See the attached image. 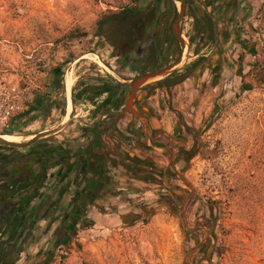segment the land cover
I'll use <instances>...</instances> for the list:
<instances>
[{"label": "rangeland", "instance_id": "obj_1", "mask_svg": "<svg viewBox=\"0 0 264 264\" xmlns=\"http://www.w3.org/2000/svg\"><path fill=\"white\" fill-rule=\"evenodd\" d=\"M147 1L141 0V8ZM251 3L257 12L234 35L239 42L219 41L224 61L210 57L217 47L196 53L188 41L181 67L191 65L196 54L209 61L187 83L193 95L186 115L177 116L182 130H161L166 135L154 142L163 153L152 162L155 172L139 188L132 183L141 196L125 209L90 207L50 264H264V0L249 2L248 11ZM131 6L132 0H0V90L13 91L21 103L14 118L44 101L13 132L9 127L5 135L22 139L11 146L73 140L78 129L71 111L84 104L73 95L82 86L140 76L119 64L112 32L104 29L96 37L98 22ZM54 69L61 73L58 83ZM177 94L184 100L182 89L168 95V112ZM143 205L149 208L140 212ZM52 236L49 251L57 242Z\"/></svg>", "mask_w": 264, "mask_h": 264}, {"label": "crops", "instance_id": "obj_2", "mask_svg": "<svg viewBox=\"0 0 264 264\" xmlns=\"http://www.w3.org/2000/svg\"><path fill=\"white\" fill-rule=\"evenodd\" d=\"M171 1L176 11L172 28L179 49L172 47V44L160 45L157 50L158 62L149 55L137 61L130 69L139 75L144 74L142 77H151L172 67L170 71L155 77L161 81L174 73H182L190 66L187 64L181 67L187 57L193 26L188 13V2L199 3L204 0ZM164 22H167V18ZM182 25L186 27V31L180 35ZM221 30V25H218L216 41L207 45L218 49L217 54L210 56L215 62H221L224 58V54L219 51ZM163 35L165 33H160V36ZM180 52H183L181 59L178 55ZM176 56L178 60L174 62L173 58ZM197 59L198 54L190 59V63ZM175 66L178 68L174 70ZM209 67L210 65L205 70H209ZM138 78L114 83L96 80L86 84L88 89L85 96L78 101L80 104L84 101V104L80 105V109L72 108L71 111L72 124L78 129L75 138L61 144L41 141L43 145L58 148V157L50 156L48 161L54 163L47 170H41L37 166L38 156L36 151L32 152L33 145L37 143L19 148L0 145V264H19L25 259L28 260L26 264H32L35 258L44 255L51 236L59 229V220L67 210L74 188L84 193L85 178L90 176L86 166L88 156H102L106 160L104 183L105 190L111 195L109 199L97 200L91 206L92 209H125L133 198L141 196V193L133 190L132 183L139 188L143 178L151 177L155 172L152 162L157 161V155L163 154L151 144L166 135L161 130L167 134L182 130L177 116L182 115V118L186 115L193 92L188 90L190 86L187 83L190 79L169 89L158 88L148 92L146 89L155 83V78L148 79L132 92L130 85ZM117 84L128 88L117 89L114 86ZM181 89L184 100L181 102L180 95L177 94L172 99L174 111L168 112V95L173 96ZM155 98L156 101L153 102ZM131 101L133 103L130 106ZM67 172L71 176L68 177ZM67 185L72 186L70 193L66 192Z\"/></svg>", "mask_w": 264, "mask_h": 264}, {"label": "trees", "instance_id": "obj_3", "mask_svg": "<svg viewBox=\"0 0 264 264\" xmlns=\"http://www.w3.org/2000/svg\"><path fill=\"white\" fill-rule=\"evenodd\" d=\"M168 1L170 3L171 10L164 13V15L167 18L169 27H171L176 17V11L172 1ZM140 2L141 0H132L131 7L123 9L122 12L118 14H113L109 19V22H98L97 25V29L100 31V33L96 35V37L101 36L104 29L112 32V39L114 40V43L111 46L114 50V55L120 61H122V56L125 58V56L131 55L133 66L140 59L147 58L151 49L155 50L153 47V41L157 37L155 31L151 30V27L153 26L152 22H154L155 18L153 17V14L146 15L144 8H141L139 5ZM209 4L210 1H201L199 3H196L195 1L188 2V13L190 18L193 20L192 36H190L189 40L191 44L196 45V53L217 39L216 27L218 20H214L213 16L204 10L207 9ZM110 22H112V26L110 25L111 27L109 26ZM143 39H145L146 42L145 48L141 46V41ZM135 56H137L136 59ZM158 60L159 55L156 56V62H158ZM205 62H207L206 58L198 59L182 73H174L169 78L151 84L146 90H148V92H152L158 88L169 89L176 85H180L188 80L195 73L197 68ZM160 68L161 67H158V69ZM52 73L56 78V83H58V77L61 76L60 71L58 69H54ZM114 86L117 88L121 87L118 84ZM87 89L88 87H86V85L82 86V88L79 90V93L73 95V99L75 100L78 98V100H80L84 98ZM43 103V99L36 100L31 108L32 110L25 112L23 115H28L31 111L38 109L37 106L43 105ZM23 115L18 116L12 121V126L9 132H13L15 130L16 123L21 119V117H23ZM151 145L153 148L159 149L155 143H152ZM86 162L88 163L87 168L89 169L90 176L85 178L87 186L86 196L84 195V202L82 204V207L84 208L86 201L93 202L94 200L109 199L111 197V195L105 190L104 183V167L107 163L106 160L102 156L94 155L93 157L88 156ZM87 210L88 209L84 210L83 213L85 214ZM85 225H88V223H85ZM74 230L75 226L72 227V225L67 226L65 224H59V229L53 234L57 242L54 244L53 250L45 251L44 259L42 261L43 264L52 263V260L55 257L56 249L69 244L71 234Z\"/></svg>", "mask_w": 264, "mask_h": 264}, {"label": "flooded vegetation", "instance_id": "obj_4", "mask_svg": "<svg viewBox=\"0 0 264 264\" xmlns=\"http://www.w3.org/2000/svg\"><path fill=\"white\" fill-rule=\"evenodd\" d=\"M207 1H210L209 6L207 7V10H209L208 11L209 14H211L214 19L218 20L216 33H217L218 25H221L222 30L220 31V33L222 34L221 35L222 42L224 41V44H226L225 46H227L230 42L231 43L233 42V44L234 43L237 44V42L239 41H237L238 39L233 40L234 35L235 34L238 35L239 33H241L244 30L243 25L247 22H252V18L254 17V12L255 11L257 12V9L252 8L254 7L253 3L250 4L251 9L248 11L247 9L248 3L253 1L257 2V0H204V2ZM153 9L155 10V12ZM169 10H171V6L168 0H148L144 7V11L146 15L153 14V17L155 18L154 22H152L153 26L151 27L152 28L151 30L155 31L157 35L156 39L153 41V47L155 50L151 49L148 54L149 56L152 57L154 61L156 60V56H158L157 54H159L157 50L159 49L160 45L162 46L165 44L169 46L170 44H172V47L175 46L176 48L179 49L172 26L169 27V24L167 22L166 23L164 22L166 18L164 13L168 12ZM249 26H252V23ZM162 32L163 34L165 33V35L160 36V33ZM236 38H238V36H236ZM136 58L137 56H135V59ZM121 59L122 61L119 60V64L123 69L125 68L130 69L133 67L132 65L133 63L131 61L132 59L131 55L125 56V58L122 56ZM143 75L144 74H141L139 77H142ZM127 88L128 86L124 85L117 89L125 90ZM57 150H58L57 147L43 145L42 142H38L36 145H33L32 152L36 151L35 152L37 154L36 156H38L37 166H39L41 170L42 169L47 170L51 168L54 162H50L48 160L52 155L54 158L58 157ZM66 174L68 175V177L71 176L70 172H67ZM161 179H163V177H161ZM86 186L84 193L80 191L78 192V190L74 188L73 195L70 196V199L68 201L67 210L59 220V222L62 225L63 224L67 226L72 225V227L76 226L77 222L84 215L83 211L93 206V204L97 201V200H94L93 202L86 201L85 208L82 207V204L84 202V195L86 196ZM71 187H72L71 185H67L66 192L70 193ZM165 195L170 196L168 192H166ZM166 200L167 199H165V201ZM146 207L147 205H145V207L143 205V208L139 207L138 210L142 212Z\"/></svg>", "mask_w": 264, "mask_h": 264}, {"label": "built area", "instance_id": "obj_5", "mask_svg": "<svg viewBox=\"0 0 264 264\" xmlns=\"http://www.w3.org/2000/svg\"><path fill=\"white\" fill-rule=\"evenodd\" d=\"M21 108V103L15 99L14 92L0 90V136L5 135L11 127L12 121Z\"/></svg>", "mask_w": 264, "mask_h": 264}, {"label": "bare ground", "instance_id": "obj_6", "mask_svg": "<svg viewBox=\"0 0 264 264\" xmlns=\"http://www.w3.org/2000/svg\"><path fill=\"white\" fill-rule=\"evenodd\" d=\"M64 84H65V88H66V92H67V97H68L69 94H70V91L72 89V86H73V76H72L71 73H68L65 76ZM20 141H22L21 138L10 137L9 135H2V136H0V143H2V144L13 145L14 143H19Z\"/></svg>", "mask_w": 264, "mask_h": 264}, {"label": "water", "instance_id": "obj_7", "mask_svg": "<svg viewBox=\"0 0 264 264\" xmlns=\"http://www.w3.org/2000/svg\"><path fill=\"white\" fill-rule=\"evenodd\" d=\"M177 25H178V20H177L176 23H175V26H176V27H177ZM171 68H172V67H168V68H166L165 70L160 71L159 73H157V74H155V75H153V76H151V77H143V78H140V79H137V80L133 81L132 84L130 85V86H131V89H132V92L136 91V89H137L140 85H142L144 82H146L148 79H153V78H155V77H157V76H160V75H162V74H164V73L170 71ZM5 145H6V144H5Z\"/></svg>", "mask_w": 264, "mask_h": 264}]
</instances>
